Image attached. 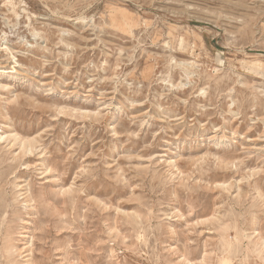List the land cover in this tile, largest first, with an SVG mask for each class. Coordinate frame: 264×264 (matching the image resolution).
<instances>
[{
	"label": "rangeland",
	"instance_id": "rangeland-1",
	"mask_svg": "<svg viewBox=\"0 0 264 264\" xmlns=\"http://www.w3.org/2000/svg\"><path fill=\"white\" fill-rule=\"evenodd\" d=\"M0 264H264V0H0Z\"/></svg>",
	"mask_w": 264,
	"mask_h": 264
}]
</instances>
